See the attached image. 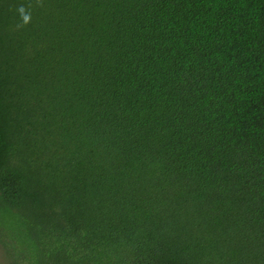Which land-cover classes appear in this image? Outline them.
<instances>
[{"label":"trees","instance_id":"1","mask_svg":"<svg viewBox=\"0 0 264 264\" xmlns=\"http://www.w3.org/2000/svg\"><path fill=\"white\" fill-rule=\"evenodd\" d=\"M0 264H264V0H0Z\"/></svg>","mask_w":264,"mask_h":264},{"label":"clouds","instance_id":"2","mask_svg":"<svg viewBox=\"0 0 264 264\" xmlns=\"http://www.w3.org/2000/svg\"><path fill=\"white\" fill-rule=\"evenodd\" d=\"M17 12L21 17L22 23L27 25L31 20V13L28 11V9L24 5H20L17 8Z\"/></svg>","mask_w":264,"mask_h":264}]
</instances>
